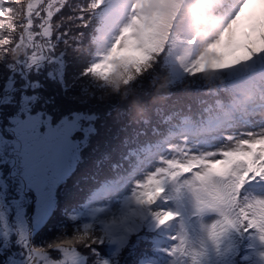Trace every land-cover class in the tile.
Masks as SVG:
<instances>
[{
  "label": "snow or ice",
  "instance_id": "snow-or-ice-1",
  "mask_svg": "<svg viewBox=\"0 0 264 264\" xmlns=\"http://www.w3.org/2000/svg\"><path fill=\"white\" fill-rule=\"evenodd\" d=\"M56 2L57 0H49L44 6L43 11L49 23L46 26L38 24L37 33L27 39L30 41L29 51L33 47L39 49L47 45L52 49V55L59 56L62 60L63 53L59 49L62 44L69 46L68 33H63V40L55 35L50 22L54 13L48 10ZM64 6L65 0H60L57 11ZM197 7L191 5L190 0H184V3L178 5L175 19L166 22L167 39L159 41L154 68L161 69L162 64L169 63L168 54L180 39L179 28L194 22ZM143 11L141 0H88L86 5H81L77 17L79 28H86L98 16L106 28L116 29V36L108 50L101 54L99 60L86 66L83 70L85 73L92 72L106 79L115 67L114 62L126 57L133 49L141 59L148 58L144 47H139L142 41L138 32L139 25L144 20ZM40 16L41 12H37V17ZM61 27L63 26H58L55 31L59 32ZM75 32L81 39L73 40L72 43L82 44L83 31ZM41 34L46 39L41 40ZM189 42L195 43L194 40ZM155 45L154 41L153 47ZM35 62L34 60L33 63ZM59 67L64 69L63 63ZM221 67L219 64L212 65L214 69ZM203 68L204 65L200 64V68L194 71ZM261 148H264V136L255 140H241L239 147L223 153V159L205 161L203 158L189 157L186 163L179 166L180 171L188 178L179 184L178 173L171 167L174 163L172 161L168 162L169 167L157 168L145 179H136L130 175V194L124 195L120 201L119 216H114L110 221L102 219L100 223L103 228L91 231L87 236L71 234L44 246L33 243V233L23 223V217L28 214L27 207L32 205L20 207V200L17 199L14 201L17 205L16 216L22 227L13 240L16 246L27 249V259H15L8 247H0V264H89V261L91 264H120V258L129 251L130 245L135 249L130 261H135V264H180L179 257L188 255L186 246L189 244L191 226L189 216L207 218L209 213L214 216L212 222L207 224L202 219L199 223L203 234L202 247L214 249L222 257L219 264H249L251 250L256 248L257 242L264 247V193L253 195L248 191L253 185L264 187V151H259ZM71 155L72 145L67 133L58 128L41 130L30 140H26L20 195L29 198L34 196L38 208L47 209L51 203L52 189L69 164ZM192 165L201 167L190 172ZM2 176L3 173L0 172V179ZM24 180L27 181L26 186ZM118 184L119 181H114L111 185L103 186L93 194V199L116 193ZM166 186H170L167 193ZM185 192L190 196V208L184 203ZM159 199L176 201L179 210L154 207ZM36 211L34 209L32 213L33 221L39 223ZM101 211L100 208H91L87 214L96 218ZM2 216L3 213H0V217ZM72 218L76 219L75 216ZM173 221H178L175 234L169 235L166 242L161 241L157 230ZM90 227L88 223L83 225L85 230ZM245 233H248L249 241L246 248L250 251H242L239 243H233L223 252L220 251L223 238L238 234L243 242ZM5 237L7 240V234ZM81 249L87 251L82 252ZM199 255L204 257L206 251ZM195 257L196 254L193 253V260ZM261 257L255 264H264V253H261ZM197 264L212 262L202 259Z\"/></svg>",
  "mask_w": 264,
  "mask_h": 264
},
{
  "label": "rangeland",
  "instance_id": "rangeland-1",
  "mask_svg": "<svg viewBox=\"0 0 264 264\" xmlns=\"http://www.w3.org/2000/svg\"><path fill=\"white\" fill-rule=\"evenodd\" d=\"M154 1V0H151ZM150 0H141V5L144 9L143 11V22L139 25V36L141 38V45L139 47H144V50L151 51L153 49V41H150L151 37H154L156 40L159 38L160 30L163 28L161 24L156 22L153 34L151 33V29L154 26V19L155 18H163L170 14V11L172 9L173 12L177 10L178 5H176V0H156L154 2H151ZM209 0H204V3L207 4ZM238 0L237 2H239ZM24 3L26 7H28L25 10L24 5L21 6L20 13L21 15H24V23H22V30L23 35L22 39L17 38L15 45L18 52V54L22 55V57L26 60H29L30 62H33L34 60L38 62L39 60H42L44 58V55L46 57V53L44 50L39 48L33 47V53H26L25 50L29 49L30 41H28L27 37L30 35L37 33V25L41 24L42 26L46 25V23H49V20L46 18V13L43 11L44 6L48 4L49 0H23L21 1ZM71 0H65V4H69ZM60 0H57L55 4H52V6L48 9L49 11H52L54 13V16L51 18L50 22L53 21V18L55 17V14L58 12L57 9L59 8ZM198 3H202L199 1ZM153 5H160L159 7H153ZM37 6H43L35 9ZM64 8V7H63ZM63 8L61 10H63ZM204 9V7H199ZM59 10V11H61ZM37 12H41V16L37 17ZM78 17L79 12L75 13ZM202 16L200 11L196 13V16ZM19 17L15 14H12L8 19L5 20V23L3 25L5 31H12L14 29H18V26L14 24L16 20H18ZM163 23V22H161ZM201 23V20L198 21V25ZM196 30L188 25L187 28L183 30V33H185L187 36L180 37L178 44H175L172 49L174 50V54L171 57L172 60H180V64H178L176 67H172L173 72H180L183 69L190 68L192 76H189L187 82L190 86H202L205 83H210L216 79L222 78V80L226 79V72L229 74L232 70H234V77L233 81L231 83V89L238 88L240 90L245 91H233V94L230 93V91H225L224 93H221L220 95L216 96V98L220 96L225 97H232L236 94V97L234 99L235 103H220L221 110H225V113L227 114L228 120L223 124V131L220 135L217 133L216 135H212L208 137L207 141H203V139L195 138L193 136L185 135L187 131L182 133L175 134V137H171L167 142H163L160 144V146L157 148V151L155 154H153V150L148 154V158L144 159V161H141V166L135 169L134 172L131 171L132 177L136 179H145L149 175H151L152 172H154L157 168H164L169 167V161L174 162L172 167V170L176 171L178 173V176L180 175V168H176V164H184L188 160L189 157H198L203 158L205 161H214L217 159H223V153L227 151H231L234 148H237L240 146L241 140H255L258 137L264 136V108H256L253 109V107H250L254 104L253 98H255L257 95L263 94L264 91L260 90V85L262 82H264V50H261L264 48V41L260 40L257 41V43L254 44V48L252 45L247 48H245L244 43V37L243 36H237V35H230L222 33L219 38L216 39H210L206 42V48L208 50H227L229 47H236V49L233 51V54L235 57L229 58L228 53H224L221 61L222 67L219 71H225V72H218L214 68L207 67L208 60L213 58V55H211V52L206 51L205 45L201 44L197 46V49H195V46L192 45L189 41L194 40L196 45L199 44L197 42L198 40H195V38H198L201 36L202 31H199L200 29L197 28ZM103 32L102 37H104L105 45L101 47V49L98 51L99 53H102L104 51H107L109 46L111 45L113 39L116 36V29L115 27H105L103 25ZM110 31V33H108ZM219 31V29H218ZM218 31L213 34V36H217ZM109 35V36H108ZM153 35V36H152ZM189 35V36H188ZM224 35V36H223ZM108 36V37H107ZM256 36V35H255ZM254 36V37H255ZM103 39H101L102 41ZM184 40V45L180 43V41ZM103 44V41H102ZM105 46V47H104ZM48 53L51 54V48L47 47ZM104 49V50H102ZM195 50H198V53L195 52ZM137 51L135 49L131 50V55L126 56L124 58H130L133 55H135ZM200 53V54H199ZM216 56V54H215ZM43 57V58H41ZM228 57V58H226ZM123 58V59H124ZM235 58V59H234ZM132 61V60H131ZM199 61V63H197ZM35 62V63H36ZM200 64L204 65L203 70L194 71V69H199ZM120 65V64H119ZM224 67V68H223ZM256 67V68H255ZM252 73V76H251ZM137 73L130 74L128 76H122L121 78H116L113 81L103 83L105 78H102L101 80H95L92 78L90 82L92 83V86L95 89L99 88H107L109 90L112 89L113 96L121 98L120 100L131 110V112H135L132 105V94L139 88L140 86V79L139 76H136ZM157 76V77H156ZM156 79H154V90H149L146 86L144 89L148 90V93H151L152 91H158L161 92L163 90L168 89L169 87H165L162 81V76L160 73L156 74ZM231 77V75H230ZM108 78V77H107ZM16 79L12 77L9 83L5 84L3 81L2 84H0V102L4 99L7 101H10L9 98L16 97V93L13 95L7 94V89H10ZM158 82V83H157ZM156 83L157 86L156 87ZM193 83V84H190ZM248 85L249 88L246 89V86ZM198 89L197 87L194 88ZM253 90H258V93L256 95H252L251 92ZM98 91H102L101 89H98ZM246 93L247 95L251 96L252 98H243L240 95V93ZM116 94V95H115ZM232 94V95H231ZM231 95V96H230ZM16 99L13 101L16 102ZM22 102L21 107L19 108L17 105H13L9 110L0 111V172L3 173L2 179H0V185H3V188H0V213H3V216L0 217V243L4 242L2 247H7L8 244V238L6 240L5 234H8L12 231V228H15L20 231V228L22 227L21 223L18 226V219L16 214L10 215L9 211L16 210L17 211V205L16 207L10 206V201L12 200V193L14 187L17 188L18 194L21 193V182L16 181V178H20L23 176V159H24V146L26 140H30L32 136H34L36 133L41 132V130H46L47 128L51 127L49 118L41 119L39 115H32L29 112L28 107V99L25 97H21L19 99ZM263 101V100H262ZM12 102V101H11ZM209 106H213L214 103L212 102V99L209 101ZM236 107V108H235ZM249 107V108H248ZM236 109V111H235ZM153 109H148V114L152 113ZM17 116L23 117L24 119H18ZM220 116V115H219ZM231 116L233 118H231ZM4 117L7 119L5 120ZM19 117V118H20ZM29 117L32 119L30 120ZM85 120V115L81 114H74L72 118H66L64 119L59 125L60 130L67 133V138L71 142L72 145V155L70 162L68 164L69 167H73L79 157V152L81 145L83 141H79L73 138V134L79 130L82 129V123ZM117 120V117H115V122ZM193 119H187L185 122H189ZM44 127V129H43ZM55 128V127H52ZM112 131H110V134H113L114 127L110 128ZM84 132L90 131L89 126H84L83 128ZM119 131V130H118ZM119 134H122L121 131H119ZM116 136V135H115ZM118 140V138H116ZM123 141V140H121ZM126 141V140H125ZM129 142V141H128ZM10 159H17L18 160V166L16 168L15 163L12 162V168L10 169L9 175L6 178L4 176L5 172V166L4 162L9 161ZM199 168L201 165H196ZM14 178V179H13ZM13 179V180H12ZM125 185L123 186L122 190L117 191V195H121V197L118 200L111 201L108 198L110 195L107 196H101L94 204L93 208H100L102 211L97 214L96 218L91 217L90 215L86 214L85 220L83 219L82 226L85 223H88L91 225V227L87 230L84 228L78 229L79 232H76L77 234H82L87 236L88 233L91 231L102 229L103 224L100 223V221L106 220L110 221L114 216L120 215V208L118 207L120 201L122 200L123 196L130 192V181L126 179L124 181ZM24 184L26 186L27 181H24ZM179 184V183H178ZM9 185H12L13 187H9ZM170 190V186H166V193ZM54 187L51 192V203L47 209L38 208L36 213L41 212V210L46 211V214L44 215L43 219L40 220V215H37L39 217V223H35V227L39 228L43 225V223L46 221L47 217L49 216L51 212V207L53 206V203L55 199L58 197L57 194H55ZM27 190L26 187L24 189ZM264 193V192H262ZM55 194V195H54ZM7 197L5 200L4 198ZM17 199L20 200V207H26L27 203H31L32 200L37 206L36 198L33 196V198H29L28 196L22 197L21 195L17 197ZM16 199V200H17ZM163 201L164 206L168 204L169 201H165L163 199H159ZM158 200V201H159ZM104 203L106 205L105 207H97L96 204ZM184 203L186 207H191L190 204V196L188 193H184ZM160 203L157 202L154 207H160L163 205H159ZM104 205V206H105ZM38 207V206H37ZM166 207V206H165ZM172 207L173 210H179L177 207V202L173 201V203L170 204V208ZM110 209V210H108ZM29 214V211H27ZM43 213V212H42ZM26 214L23 217V223L25 225H29L27 223V216ZM43 215V214H42ZM41 215V217H42ZM214 218L213 214L209 213L207 214V218H202L204 223L210 224L212 222V219ZM44 220V221H43ZM31 221L33 219L31 218ZM199 222H195L194 224L190 222L191 226L189 227V243H192L194 245V248L199 253L202 251V233L199 229ZM178 228V221L170 222L167 226H162L160 229L157 230V234L161 235L159 239L161 241L166 242L167 238L171 234H175L176 229ZM13 235V234H12ZM257 245H260L259 242H257ZM256 245V246H257ZM260 250V252L256 253V256L258 258L261 257V253H264V247L257 248ZM82 252H86V249H81ZM135 254V249L129 246V251L120 258V262H124L126 264H135V261H130V257H132ZM22 258V257H21ZM23 259H27V256L23 257ZM181 259V256L179 257V260ZM19 260V258H18Z\"/></svg>",
  "mask_w": 264,
  "mask_h": 264
},
{
  "label": "trees",
  "instance_id": "trees-1",
  "mask_svg": "<svg viewBox=\"0 0 264 264\" xmlns=\"http://www.w3.org/2000/svg\"><path fill=\"white\" fill-rule=\"evenodd\" d=\"M87 2L88 0H71L69 4L64 6L63 10L55 14L53 21H51L53 32L61 40L64 39L63 33H68L67 43L69 46L65 47L63 44L60 46L59 51L63 53L62 60L59 56L53 55L51 60L49 54V60L45 65L31 68L28 72V81L24 75V68L30 62L22 63L18 54L20 51L17 50L15 45L17 38H19L17 32L22 24L21 21H23L20 13L21 8L18 3L8 2L9 12L6 15L0 14V21H4L0 23V41L7 42L0 43V84L3 81L5 84L9 83L12 77L16 79L14 85L11 87H14V90L10 92L11 88L7 89L6 94V97H8V95L16 93V97L9 98L10 101L3 99L0 102V111L9 110L13 105H17L20 108L22 102L19 99L25 97L28 99L29 112L32 115H39L41 119L49 118L51 127L59 128L57 125L66 118H72L74 114L85 115L82 129L77 130L73 134L74 139L83 141L75 167L64 180L56 183L55 194L58 196V205L52 208L48 219L43 224L44 226L39 227L32 236L33 243L40 246H44L49 242H57L71 234H77L76 232H79L78 229L83 228L82 222L83 219L85 220L86 214L80 215L81 212L75 211L71 213V218L68 219L69 217L65 213L70 212H65L64 210L70 211L71 208L75 205L77 206L80 202L81 204L78 205V208L84 206L90 195L104 181L109 180L113 182L129 175L135 162L145 154V151L142 152L141 150L133 152L129 149L125 151L117 149L120 145L119 131L127 135L131 131L139 139L141 146L143 141L150 142L151 147L158 142L156 138L148 140V138L141 137L136 127V120L145 126L143 122L144 116L139 115L142 106L147 105L146 109H148L151 99H154L155 93H158V91L148 93L147 90H154L153 83L157 77V73H160L163 78V84L165 87H168L162 66L161 69L153 67L157 63L156 56L151 57L153 53L148 56L149 58L141 60L142 62L137 66L132 65L127 68L125 62H121L119 67L117 69L113 68L108 78L104 80L103 83H107L133 73H137V77L140 75L139 81L142 87H139L132 94V105L136 110L135 112H131L120 100L121 98L113 96L114 91L112 89L109 88L108 90L107 88L98 87L103 92L95 89L90 80L92 78L101 80L102 78L92 72L85 73L83 70L86 66L99 59V55L96 53L101 46L102 22L97 16L90 21L86 28L81 29L78 27L79 22L75 13L79 12L81 5H86ZM190 3L196 6L195 0H190ZM12 14L19 17L14 22L18 26V29L5 31L3 27L5 20L12 16ZM61 25L63 27L60 28L59 32H56V28ZM75 31H83L82 44L72 43L73 40L81 39ZM41 49L43 50V47ZM53 61H56V63H53ZM61 63H63L64 69L59 67ZM157 83L156 87H158ZM188 83L176 84L165 94L170 92L169 95L178 99L177 96L182 90H187L190 87L193 88ZM150 85L151 87L144 89V87ZM206 85L211 89H215L219 85V82L212 81L206 83ZM17 97L16 102L13 101ZM172 104V100L167 99L166 107H159L161 108L160 114H153L151 119L153 127L152 131H150L153 137L162 128L169 129L181 125V123L175 122L172 119L175 117L174 110L168 111V108ZM17 117L18 119H22L20 116ZM115 117H117L116 122ZM4 119L6 120L7 118L4 117ZM86 125L90 127V131L88 132H84L83 130ZM111 127H114L113 134H110V131H112ZM116 138H119V140ZM16 163L18 164L17 159ZM18 196L20 194L14 188L12 193L14 201H16ZM32 203L33 200L31 203H27L26 207L29 204L32 205ZM28 209L33 210V206ZM81 209L83 211L85 206ZM14 214H16V210ZM73 216L76 217L75 220H73ZM19 224L20 222H18V226ZM27 226L30 232L33 226L31 227V224ZM158 237H161V235L158 234ZM248 242V233H245L243 242H241L238 234H232L231 241L221 244L220 251L223 252L225 248L233 243H239L242 251H250L246 248ZM259 246L257 245L254 250H251L252 257L249 264H255V262L262 259L256 256V253L260 252L257 249ZM186 248L188 255L181 256L179 260L180 264H197L202 259L210 260L212 264H219L222 261V257L218 256L215 250H211L210 247H202V251H206L204 257H201L198 251L192 249L194 248L192 243H189ZM193 253L196 254L195 260L192 258ZM89 264H91V261H89ZM120 264L126 263L121 261Z\"/></svg>",
  "mask_w": 264,
  "mask_h": 264
},
{
  "label": "bare ground",
  "instance_id": "bare-ground-1",
  "mask_svg": "<svg viewBox=\"0 0 264 264\" xmlns=\"http://www.w3.org/2000/svg\"><path fill=\"white\" fill-rule=\"evenodd\" d=\"M160 20H165V17L161 18ZM203 24H204V23H203ZM29 119L31 120L32 118H31V117H29Z\"/></svg>",
  "mask_w": 264,
  "mask_h": 264
}]
</instances>
